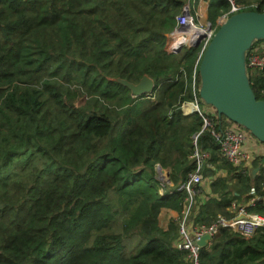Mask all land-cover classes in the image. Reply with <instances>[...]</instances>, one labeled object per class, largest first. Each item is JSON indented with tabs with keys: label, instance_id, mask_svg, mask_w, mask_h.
<instances>
[{
	"label": "trees",
	"instance_id": "1",
	"mask_svg": "<svg viewBox=\"0 0 264 264\" xmlns=\"http://www.w3.org/2000/svg\"><path fill=\"white\" fill-rule=\"evenodd\" d=\"M185 1L0 0V264H190L174 247L179 221L158 224L161 209L180 213L187 194L161 196L157 180V165L169 169L164 191L195 169L201 120L179 106L192 98L199 48L164 50ZM232 2L238 12L264 10V0ZM230 7L209 0L208 22ZM246 71L264 101V76ZM143 76L153 100L116 81ZM216 118L222 130L228 121ZM197 145L211 181L190 218H230L231 202L251 190L258 199L247 211L264 217V167L254 160L252 177L231 166L206 132ZM198 264H264V228L249 239L221 228Z\"/></svg>",
	"mask_w": 264,
	"mask_h": 264
},
{
	"label": "built area",
	"instance_id": "2",
	"mask_svg": "<svg viewBox=\"0 0 264 264\" xmlns=\"http://www.w3.org/2000/svg\"><path fill=\"white\" fill-rule=\"evenodd\" d=\"M205 1L208 2L209 0ZM228 1L231 3L230 10L220 16L217 22L212 25L209 22L199 23L196 20L198 7L194 9L195 0H186L175 17L174 29L166 35L164 43V50L169 54H175L182 47L192 48L195 42H199L197 46L199 53L190 75L192 98L187 102H182L179 106L181 114L185 116L196 114L201 120L200 130L191 137L194 151L190 159L193 160L195 169L187 175L184 182L179 184L174 190L170 189L168 191H164V187L171 184L166 183L164 176L157 172V180L161 184L159 189L161 196H169L179 191H184L187 194L184 200L185 205L179 215V237L174 247L187 252V259L190 264H198V254L202 247L198 246L196 242L204 235H209L211 240L221 228H228L242 238L249 239L255 235L257 230L264 228V217L247 211V208L253 206L258 199L253 190H251L250 197L245 203L231 202L227 208L231 214L230 218L218 215L210 224L194 222L195 214L190 218L194 198L201 196L200 188L204 182L208 181L209 183L211 181L210 178L203 175V167L208 154L203 152L201 147L197 145V139L202 133L206 132L213 142L218 145L217 154L223 160L235 168L244 165L245 169L243 172L245 173L250 172L248 164L256 157L264 154V144L241 126L228 121L221 130L217 122L216 112L213 108L206 105L198 94L199 86L196 84V67L201 60L202 54L222 21L239 11V7L234 5L232 0ZM251 7H256V5ZM245 64L246 69L250 71L252 76L259 73L264 76V41L259 42L249 51L247 56H245ZM153 92L146 95L151 100L154 98ZM207 168L214 169V166L208 164ZM222 172L224 173L223 170H219V173ZM240 216L242 218H239Z\"/></svg>",
	"mask_w": 264,
	"mask_h": 264
},
{
	"label": "water",
	"instance_id": "3",
	"mask_svg": "<svg viewBox=\"0 0 264 264\" xmlns=\"http://www.w3.org/2000/svg\"><path fill=\"white\" fill-rule=\"evenodd\" d=\"M258 40H264V11H241L224 19L199 62L198 94L219 118L241 126L264 144V101L257 100L253 94L245 64V53ZM116 81L129 89L134 98L154 91V83L148 76L141 77L137 83ZM158 171L169 183V170L158 167ZM256 172V168L252 170V177ZM209 240L210 236L204 235L196 244L203 248Z\"/></svg>",
	"mask_w": 264,
	"mask_h": 264
},
{
	"label": "rangeland",
	"instance_id": "4",
	"mask_svg": "<svg viewBox=\"0 0 264 264\" xmlns=\"http://www.w3.org/2000/svg\"><path fill=\"white\" fill-rule=\"evenodd\" d=\"M197 7L198 6L194 4V9H197ZM206 10H204L203 12L201 11L199 13V15H197L196 20L199 23L204 24V23L208 22V20H207V11ZM183 116H185V115H183ZM158 167L159 166L157 165V172L159 173ZM205 183L208 184V181H205L204 184ZM168 184L170 185V182ZM179 214L180 213L174 212V211L169 210V209H161V211H160V213L158 215V224H159V226L163 227L164 229H167V227H168L170 222H178L179 221ZM177 237H179L178 229H177Z\"/></svg>",
	"mask_w": 264,
	"mask_h": 264
},
{
	"label": "crops",
	"instance_id": "5",
	"mask_svg": "<svg viewBox=\"0 0 264 264\" xmlns=\"http://www.w3.org/2000/svg\"><path fill=\"white\" fill-rule=\"evenodd\" d=\"M207 4H208V2H206L205 0H199V2H197V5H198V15H199V13L202 11H204V10H206V6H207ZM254 160H256L257 161V164L260 166V167H264V154H262V155H260V156H258V157H256V159H254ZM253 160V161H254ZM252 161V162H253ZM252 162L250 163V164H248V166H249V168H250V171L252 172V170H253V168H252ZM257 169V171H258V168H256ZM257 173V172H256ZM255 173V174H256ZM222 174H223V172H222ZM209 184V183H208ZM208 184H203V186H202V189H203V192L205 193V194H207L208 192H209V187H208Z\"/></svg>",
	"mask_w": 264,
	"mask_h": 264
}]
</instances>
